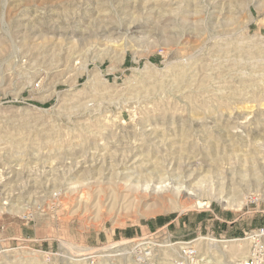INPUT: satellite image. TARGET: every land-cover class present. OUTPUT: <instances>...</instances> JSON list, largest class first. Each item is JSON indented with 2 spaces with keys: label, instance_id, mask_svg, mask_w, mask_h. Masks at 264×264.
<instances>
[{
  "label": "rangeland",
  "instance_id": "rangeland-1",
  "mask_svg": "<svg viewBox=\"0 0 264 264\" xmlns=\"http://www.w3.org/2000/svg\"><path fill=\"white\" fill-rule=\"evenodd\" d=\"M164 159L228 190L171 206L134 179ZM260 225L264 0H0V264H139L145 235L238 264Z\"/></svg>",
  "mask_w": 264,
  "mask_h": 264
},
{
  "label": "built area",
  "instance_id": "built-area-1",
  "mask_svg": "<svg viewBox=\"0 0 264 264\" xmlns=\"http://www.w3.org/2000/svg\"><path fill=\"white\" fill-rule=\"evenodd\" d=\"M141 240L134 241L131 246L121 249L118 255L128 256L139 264L152 263L161 248H176L177 254L174 256L173 264H209L210 261L199 250L197 238L191 239H167L166 242L159 241L152 235H145ZM139 239V238H138ZM244 240L249 247L246 254L239 260L238 264H264V225L250 228L243 237L234 238ZM170 240V241H169ZM87 256V257H85ZM100 254L83 255V258L94 263Z\"/></svg>",
  "mask_w": 264,
  "mask_h": 264
},
{
  "label": "bare ground",
  "instance_id": "bare-ground-1",
  "mask_svg": "<svg viewBox=\"0 0 264 264\" xmlns=\"http://www.w3.org/2000/svg\"><path fill=\"white\" fill-rule=\"evenodd\" d=\"M84 68H86V67L84 66ZM185 163H186V161H185ZM172 164H173V162H172ZM183 165H184V163H183ZM140 166L142 168V167H145L146 165L144 166V164H142ZM184 166L186 167V165H184ZM168 167L169 166H168V164H166V161L164 159L162 162L159 163V165H157V167H155V169L156 168L158 169V173L155 170H153L150 175H148V174L145 175V174H142V173L139 172V174L137 176H135L134 179L137 178V183H138L139 187L141 185V189L143 191H146V192L153 191V193H156V194H161L162 193L163 197H165V195H164L165 191H170L171 192V196H172L171 206H174V207L176 205L178 207V201L176 199H177V197L180 194H187V195L190 196V198L191 197H195V196L200 195V193L202 192V188L207 187V188L212 189V190L213 189L218 190L217 194L220 195L219 196V199H220V198L223 197L224 191L228 190V188L225 189L226 185L224 184L225 181H226L227 176H225V175L221 176L220 172H216L213 175L202 176V177L199 178L198 181H196L195 183H192V181H191L192 174L186 175V173H185V171L183 169L181 170V175L180 176L178 175L176 178L175 177H169V174H167V173H169V172H167L168 171ZM132 169H134V168L132 167ZM160 171H162V172L160 173ZM134 174H135V170H134ZM113 175H114L113 177L116 178V180H117V179H119L118 177H119L120 173H119V171L115 170ZM196 178H197V176H196ZM166 181L167 182L169 181V183H166ZM151 183H153L152 185L155 184V187L151 188ZM117 184H119V181L117 182ZM237 199L238 198H236L234 196H231L229 198H226L225 200L223 199V201H226L228 203L237 205L236 204V203H238ZM149 213H150L149 211H145V214H149ZM210 238L212 240H217L214 237H210ZM141 239H143V238H140L139 240H141ZM113 247H116V246H113ZM97 252H99V249H90L88 251H83L81 253H77L76 256H82V258L79 257L76 260L79 261L81 259H86V258H83V255H89V254H92V253L95 254ZM85 257H87V256H85Z\"/></svg>",
  "mask_w": 264,
  "mask_h": 264
}]
</instances>
